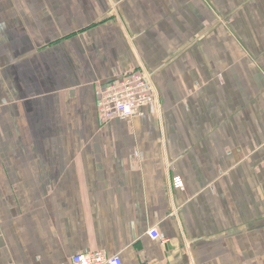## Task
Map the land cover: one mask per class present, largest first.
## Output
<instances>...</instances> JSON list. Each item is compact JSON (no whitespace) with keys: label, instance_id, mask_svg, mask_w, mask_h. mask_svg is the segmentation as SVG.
Wrapping results in <instances>:
<instances>
[{"label":"crops","instance_id":"obj_1","mask_svg":"<svg viewBox=\"0 0 264 264\" xmlns=\"http://www.w3.org/2000/svg\"><path fill=\"white\" fill-rule=\"evenodd\" d=\"M142 68L156 101L101 120ZM90 250L264 264V0H0V264Z\"/></svg>","mask_w":264,"mask_h":264},{"label":"built area","instance_id":"obj_2","mask_svg":"<svg viewBox=\"0 0 264 264\" xmlns=\"http://www.w3.org/2000/svg\"><path fill=\"white\" fill-rule=\"evenodd\" d=\"M97 112L101 120L107 122L114 119L127 120L141 115L142 109L156 101L157 88L152 77L145 69L124 72L117 82L102 85L96 91ZM174 188L182 190L183 181L178 175L171 178ZM149 236L160 240V235L151 229ZM70 264H123L119 255L108 256L101 250H90L74 254Z\"/></svg>","mask_w":264,"mask_h":264}]
</instances>
